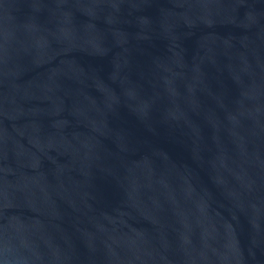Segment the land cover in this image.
Wrapping results in <instances>:
<instances>
[{"label":"water","instance_id":"water-1","mask_svg":"<svg viewBox=\"0 0 264 264\" xmlns=\"http://www.w3.org/2000/svg\"><path fill=\"white\" fill-rule=\"evenodd\" d=\"M0 264H264V0H0Z\"/></svg>","mask_w":264,"mask_h":264}]
</instances>
